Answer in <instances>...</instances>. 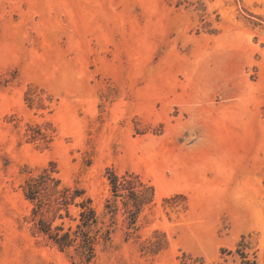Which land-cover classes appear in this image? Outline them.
I'll use <instances>...</instances> for the list:
<instances>
[{
	"label": "rangeland",
	"instance_id": "374dc122",
	"mask_svg": "<svg viewBox=\"0 0 264 264\" xmlns=\"http://www.w3.org/2000/svg\"><path fill=\"white\" fill-rule=\"evenodd\" d=\"M44 168L84 190L54 225L144 185L87 264H264V0H0V264L79 263L33 219Z\"/></svg>",
	"mask_w": 264,
	"mask_h": 264
},
{
	"label": "trees",
	"instance_id": "16d2710c",
	"mask_svg": "<svg viewBox=\"0 0 264 264\" xmlns=\"http://www.w3.org/2000/svg\"><path fill=\"white\" fill-rule=\"evenodd\" d=\"M109 180L113 198L105 200L102 214L99 215L95 208L88 204L90 199L82 200L75 203L81 206L76 223L74 225L69 223L66 226L63 220L56 225L53 223L57 217L63 219L67 216L70 220H76L69 212V205L73 204L74 199L84 190L71 189L65 185L59 187L60 179L52 176L48 168L25 180L26 196L34 202L32 216L39 231L61 250L73 248L80 259L79 263L73 264H87L95 256L96 246L111 240V234L115 229L113 228L115 215L119 211L118 199L122 203L126 236L135 228L139 212L149 200L145 195L144 185L132 172L127 171L121 175L111 172ZM61 210L65 213L62 214ZM191 264L203 262L201 259H194Z\"/></svg>",
	"mask_w": 264,
	"mask_h": 264
}]
</instances>
